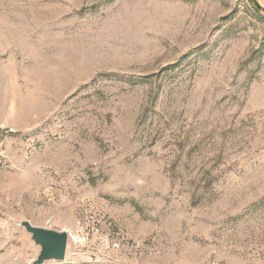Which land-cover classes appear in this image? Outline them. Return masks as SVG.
I'll list each match as a JSON object with an SVG mask.
<instances>
[{
	"label": "rangeland",
	"instance_id": "374dc122",
	"mask_svg": "<svg viewBox=\"0 0 264 264\" xmlns=\"http://www.w3.org/2000/svg\"><path fill=\"white\" fill-rule=\"evenodd\" d=\"M264 0H0V264H264Z\"/></svg>",
	"mask_w": 264,
	"mask_h": 264
},
{
	"label": "water",
	"instance_id": "95a60500",
	"mask_svg": "<svg viewBox=\"0 0 264 264\" xmlns=\"http://www.w3.org/2000/svg\"><path fill=\"white\" fill-rule=\"evenodd\" d=\"M17 224L30 234L31 240L40 248L39 255L33 264L61 263L66 260L69 244L67 231L37 227L28 221H21Z\"/></svg>",
	"mask_w": 264,
	"mask_h": 264
},
{
	"label": "trees",
	"instance_id": "16d2710c",
	"mask_svg": "<svg viewBox=\"0 0 264 264\" xmlns=\"http://www.w3.org/2000/svg\"><path fill=\"white\" fill-rule=\"evenodd\" d=\"M256 6H257V8H256L257 10H256V11H257L258 13H264V10L261 9L260 6H258V5H256Z\"/></svg>",
	"mask_w": 264,
	"mask_h": 264
},
{
	"label": "built area",
	"instance_id": "2783aa9c",
	"mask_svg": "<svg viewBox=\"0 0 264 264\" xmlns=\"http://www.w3.org/2000/svg\"><path fill=\"white\" fill-rule=\"evenodd\" d=\"M68 234H69V243H70V241L72 240V236H71V234H70V232H68ZM69 247V246H68ZM67 259V258H66ZM66 261V260H65Z\"/></svg>",
	"mask_w": 264,
	"mask_h": 264
},
{
	"label": "bare ground",
	"instance_id": "6f19581e",
	"mask_svg": "<svg viewBox=\"0 0 264 264\" xmlns=\"http://www.w3.org/2000/svg\"><path fill=\"white\" fill-rule=\"evenodd\" d=\"M70 245V243L68 244V246Z\"/></svg>",
	"mask_w": 264,
	"mask_h": 264
}]
</instances>
